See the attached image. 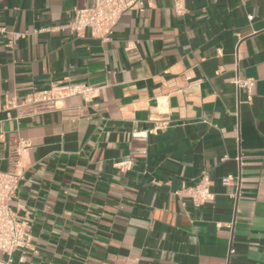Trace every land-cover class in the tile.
Segmentation results:
<instances>
[{"label":"crops","instance_id":"1","mask_svg":"<svg viewBox=\"0 0 264 264\" xmlns=\"http://www.w3.org/2000/svg\"><path fill=\"white\" fill-rule=\"evenodd\" d=\"M92 4L0 0L26 35H0V174L24 172L32 237L13 263L264 264V0H144L108 41L62 28ZM69 85L94 97L30 104Z\"/></svg>","mask_w":264,"mask_h":264},{"label":"built area","instance_id":"2","mask_svg":"<svg viewBox=\"0 0 264 264\" xmlns=\"http://www.w3.org/2000/svg\"><path fill=\"white\" fill-rule=\"evenodd\" d=\"M186 0H174V11L177 14L183 13V2ZM144 0H93L89 8L74 9L72 19L63 26L69 33L77 37L83 36L86 31L94 38L108 41L113 29L118 25L121 17L131 11L136 5L141 8ZM249 21L252 17H247ZM0 35L7 36L6 46L13 47L19 40L24 38V33L7 31L0 27ZM236 87H244L251 92L254 82L252 80L240 82L238 79L232 81ZM95 91L84 85H69L63 88L53 86L47 91L33 95L30 104L36 107L37 111L55 108V102L70 96L79 95L83 99H92ZM11 163L19 156V149L13 148L10 152ZM15 165L12 169L0 174V264H14L12 255L16 250H29L31 244V225L25 219H20L12 210L11 204L17 198L21 183L24 179V172L17 171ZM233 182L231 176L221 179L223 187L230 186ZM194 204H202L210 198L207 186H197L184 189ZM181 193V192H180ZM177 196L179 193H175Z\"/></svg>","mask_w":264,"mask_h":264}]
</instances>
